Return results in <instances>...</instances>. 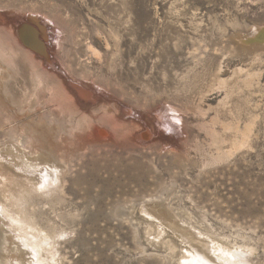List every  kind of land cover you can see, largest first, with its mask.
<instances>
[{"label": "rangeland", "instance_id": "rangeland-1", "mask_svg": "<svg viewBox=\"0 0 264 264\" xmlns=\"http://www.w3.org/2000/svg\"><path fill=\"white\" fill-rule=\"evenodd\" d=\"M7 149L31 264H264V0H0Z\"/></svg>", "mask_w": 264, "mask_h": 264}, {"label": "bare ground", "instance_id": "bare-ground-1", "mask_svg": "<svg viewBox=\"0 0 264 264\" xmlns=\"http://www.w3.org/2000/svg\"><path fill=\"white\" fill-rule=\"evenodd\" d=\"M24 24H27V22L21 21L17 24L16 30L13 29V33H16L17 40L22 49L35 55H41L47 50L48 58H53L54 49L52 47L47 48L46 44L44 45L43 43L45 42V37H42L41 33H39L40 36L38 37V34L32 28H26L22 34L26 44L34 49L35 52L22 45L19 38V30ZM19 153L18 155H20ZM43 164L44 159L38 160L35 157L26 159L14 156L9 149L5 151L0 150V169L3 167L4 171L5 169L8 170V172L5 171L6 175L0 170V264H31L29 259H25V256L30 254L28 247L34 248L35 245L31 241H24L26 246L23 248L20 240L21 237H26L30 229H33L35 232L39 231L32 226L28 217L23 214L20 203H23V196L27 195L28 191H39L43 187L45 181L40 176ZM51 178L52 181H49V183L53 184V176ZM148 210H152V208ZM171 224L173 225V223ZM36 245L40 249V246ZM35 248L37 247L35 246ZM196 253L198 258H202L203 264H211L210 258L205 256L204 253L201 251ZM44 260L45 256L42 255L40 261L37 260V264H44ZM191 262L194 264L201 263L199 259L196 261L191 260Z\"/></svg>", "mask_w": 264, "mask_h": 264}, {"label": "water", "instance_id": "water-1", "mask_svg": "<svg viewBox=\"0 0 264 264\" xmlns=\"http://www.w3.org/2000/svg\"><path fill=\"white\" fill-rule=\"evenodd\" d=\"M35 26H36V28H35ZM26 28H32V29H34L35 33L38 34V37H39L40 35L42 36V34L39 35V33H41V31H40V29L38 28V26H37V25H34V24H30V25H28V24H24V25L20 28V30H19V38H20V41H21L22 45L25 46L26 48H28L29 50L35 52V50L32 49L31 47H29V45H27L26 42L24 41V38H23V34H22V32H23V30H25ZM44 43H45V42H44Z\"/></svg>", "mask_w": 264, "mask_h": 264}]
</instances>
